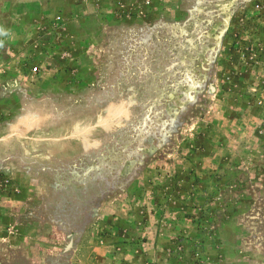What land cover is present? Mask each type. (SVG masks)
<instances>
[{
    "label": "rangeland",
    "instance_id": "rangeland-1",
    "mask_svg": "<svg viewBox=\"0 0 264 264\" xmlns=\"http://www.w3.org/2000/svg\"><path fill=\"white\" fill-rule=\"evenodd\" d=\"M0 264H264V0H0Z\"/></svg>",
    "mask_w": 264,
    "mask_h": 264
},
{
    "label": "built area",
    "instance_id": "built-area-1",
    "mask_svg": "<svg viewBox=\"0 0 264 264\" xmlns=\"http://www.w3.org/2000/svg\"><path fill=\"white\" fill-rule=\"evenodd\" d=\"M38 70H39V69L36 68V67L33 69L34 72H38Z\"/></svg>",
    "mask_w": 264,
    "mask_h": 264
}]
</instances>
